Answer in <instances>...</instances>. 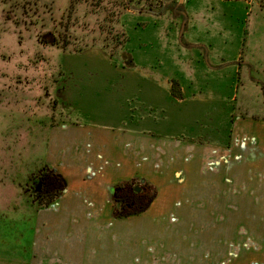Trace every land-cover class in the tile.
Here are the masks:
<instances>
[{
  "label": "rangeland",
  "instance_id": "1",
  "mask_svg": "<svg viewBox=\"0 0 264 264\" xmlns=\"http://www.w3.org/2000/svg\"><path fill=\"white\" fill-rule=\"evenodd\" d=\"M63 108L217 145L264 123V0H0V203L13 176L33 197ZM0 214L18 252L26 224Z\"/></svg>",
  "mask_w": 264,
  "mask_h": 264
},
{
  "label": "crops",
  "instance_id": "2",
  "mask_svg": "<svg viewBox=\"0 0 264 264\" xmlns=\"http://www.w3.org/2000/svg\"><path fill=\"white\" fill-rule=\"evenodd\" d=\"M70 111L49 126L44 163L26 183L48 165L66 187L41 206L12 177L19 186L0 213H17L4 235L26 224L16 234L23 251L0 249V264H264V123L240 117L217 145ZM134 177L156 185L157 197L117 218L112 188Z\"/></svg>",
  "mask_w": 264,
  "mask_h": 264
},
{
  "label": "trees",
  "instance_id": "3",
  "mask_svg": "<svg viewBox=\"0 0 264 264\" xmlns=\"http://www.w3.org/2000/svg\"><path fill=\"white\" fill-rule=\"evenodd\" d=\"M173 91H175L174 86ZM43 171H49L51 175L58 178L57 182L60 183V186L54 192H41L37 194L38 204L41 206H48L60 194H62L66 187V181L61 174L55 169L50 168L48 165H46L45 170ZM137 185L141 186L140 191L135 189ZM157 194L158 188L156 185L145 178L134 177L120 181L112 188L111 196L114 204L113 214L117 218L140 214L151 206L152 202L157 197Z\"/></svg>",
  "mask_w": 264,
  "mask_h": 264
},
{
  "label": "flooded vegetation",
  "instance_id": "4",
  "mask_svg": "<svg viewBox=\"0 0 264 264\" xmlns=\"http://www.w3.org/2000/svg\"><path fill=\"white\" fill-rule=\"evenodd\" d=\"M57 179L58 178L55 177L54 175H51L49 171H42V173L38 176V178L36 179L34 183V186H33L34 192L37 195L38 193H41V192L51 193V192L56 191L57 188L60 186V183L57 182ZM135 189L137 191H140L141 186L137 185Z\"/></svg>",
  "mask_w": 264,
  "mask_h": 264
},
{
  "label": "water",
  "instance_id": "5",
  "mask_svg": "<svg viewBox=\"0 0 264 264\" xmlns=\"http://www.w3.org/2000/svg\"><path fill=\"white\" fill-rule=\"evenodd\" d=\"M139 188V187H138Z\"/></svg>",
  "mask_w": 264,
  "mask_h": 264
}]
</instances>
